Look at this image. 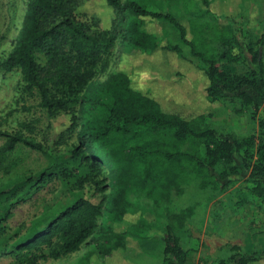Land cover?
<instances>
[{
	"label": "trees",
	"instance_id": "16d2710c",
	"mask_svg": "<svg viewBox=\"0 0 264 264\" xmlns=\"http://www.w3.org/2000/svg\"><path fill=\"white\" fill-rule=\"evenodd\" d=\"M82 1L26 0L20 28L11 49L0 61V68L4 71L17 68L22 89L34 90L39 105L49 115L59 110L69 114V129L77 127V131L76 143L67 157L87 169L77 176L75 186L81 189L87 183L98 199L91 202L79 196L45 227L32 231L24 242L15 244L17 250L11 254L16 264H35L39 258L56 259L76 251L88 240L97 243L101 254L107 256L125 246L126 233L118 221L130 209L129 197L137 196L149 202V210L163 212L167 219L157 264H186L178 232L192 207L174 209V197L180 196L189 184L198 189H219L233 182L240 174L232 164L239 151L244 161L255 156L247 178L258 183L255 188H260L257 194L261 195L264 132L258 139L253 135L228 138L205 125L202 113L187 117L166 108L161 103L164 99L150 86L140 82L134 86L133 78L141 73L145 62H138V57L155 56L160 51L163 57L179 60L181 67L192 64L203 74L201 92L207 102L228 94L237 97L243 105L256 108L264 101V79L260 69L242 74L220 69L221 63H237L243 58L239 40L224 18H188L180 22L168 13L146 9L134 0H105L112 16L107 26H98L96 17L78 16L76 8ZM160 18L174 26L180 43L197 63L184 56L179 46L166 41L158 26ZM261 38L260 35L258 49ZM116 41L117 54L124 66L96 80V70H106ZM34 52L45 56L44 64L35 62ZM258 54L259 51L252 54L256 64ZM162 64L168 67L167 59L159 62V78L170 83L183 78V73H172ZM0 138L3 140L0 163L16 144L50 156L41 143L20 132L0 130ZM108 167L113 169L111 175ZM243 168L246 170L248 164L244 163ZM51 173L50 165L44 167L32 183ZM4 193L0 190V196ZM106 200L114 227L97 222ZM5 216L0 215V220ZM141 217L138 215V222ZM129 224L138 225V229L143 225ZM33 246H43L46 254L21 253ZM260 258L257 253L232 256L227 264L255 263ZM119 261L125 264L123 258L119 257Z\"/></svg>",
	"mask_w": 264,
	"mask_h": 264
},
{
	"label": "rangeland",
	"instance_id": "374dc122",
	"mask_svg": "<svg viewBox=\"0 0 264 264\" xmlns=\"http://www.w3.org/2000/svg\"><path fill=\"white\" fill-rule=\"evenodd\" d=\"M134 1L146 9L168 13L180 22L188 18L228 20L241 45L243 58L237 63H221L220 69L239 74L260 69V76L264 79V0ZM25 2L0 0V61L14 43ZM76 12L82 19L96 17L98 26H107L112 16L105 0H83ZM158 26L166 41L179 46L184 56L197 63L196 59L190 57L188 48L180 43L171 23L160 18ZM260 35L262 38L258 49ZM257 51L258 64L252 61V54ZM117 52L118 41L110 50L106 70H96V80H102L107 73L124 66ZM33 58L37 63L45 62V56L40 52H34ZM163 58L167 59L168 67L167 64L162 65L172 73H183L182 79L180 77L170 83L159 78L157 69ZM138 62H144V68L133 78L134 86H138L139 82L150 86L164 99L161 103L166 108L187 117L202 113L205 125L228 138L253 135L258 139L264 132V101L254 108L226 94L219 100L207 102L201 92L203 74L192 64L181 67L179 60L173 56L169 59L163 57L160 51L155 56L142 55L138 57ZM21 86L17 68L10 71L0 68V130L20 132L24 137L41 143L50 156L16 144L0 163V190L5 191L0 196V215H6L4 220H0V264H16L11 254V251L17 250L14 245L24 242L32 231L45 227L79 196L91 202L98 199L97 193L92 192L87 183L81 189L75 186L77 176L87 169L67 157L68 151L76 143L77 131V127L69 129V114L59 110L49 115L39 105L35 91H24ZM2 141L0 138V144ZM254 158L252 156L244 161L239 151L232 164L240 174L223 188L198 189L189 184L180 196L174 197V209L192 207L191 214L178 232L179 246L185 252L186 264H227L232 256H245L249 253H257L261 257L257 262L249 264H264V190L258 195L260 188H255L258 183L247 178ZM244 163L248 164L246 170L243 168ZM48 165L52 173L33 184V178ZM112 171L111 167L107 168L110 175ZM129 202L128 213L118 221L126 233L123 248L106 256L101 254V247L97 243L86 240L76 251L56 259L48 256L39 258L35 264H120L119 257L123 258L125 264H157L161 257V239L167 219L163 212L149 210L151 205L142 197L130 196ZM108 206V200L104 201L97 222L114 227L116 224L111 223ZM138 215L142 216L139 222ZM129 223L143 225L138 229V225L132 227ZM30 252L46 254L43 246H33L21 253Z\"/></svg>",
	"mask_w": 264,
	"mask_h": 264
}]
</instances>
